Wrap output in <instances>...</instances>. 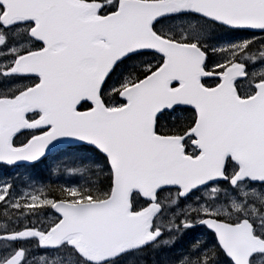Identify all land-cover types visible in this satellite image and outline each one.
Returning <instances> with one entry per match:
<instances>
[{
  "label": "snow or ice",
  "instance_id": "snow-or-ice-1",
  "mask_svg": "<svg viewBox=\"0 0 264 264\" xmlns=\"http://www.w3.org/2000/svg\"><path fill=\"white\" fill-rule=\"evenodd\" d=\"M0 264H264V0H0Z\"/></svg>",
  "mask_w": 264,
  "mask_h": 264
}]
</instances>
